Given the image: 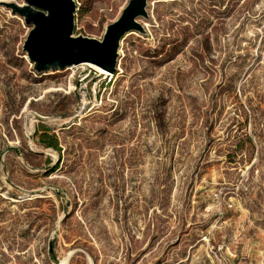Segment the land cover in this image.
Returning a JSON list of instances; mask_svg holds the SVG:
<instances>
[{
	"label": "rangeland",
	"instance_id": "obj_1",
	"mask_svg": "<svg viewBox=\"0 0 264 264\" xmlns=\"http://www.w3.org/2000/svg\"><path fill=\"white\" fill-rule=\"evenodd\" d=\"M73 1L101 40L129 0ZM2 3L0 264H264V0H148L109 77Z\"/></svg>",
	"mask_w": 264,
	"mask_h": 264
},
{
	"label": "water",
	"instance_id": "obj_2",
	"mask_svg": "<svg viewBox=\"0 0 264 264\" xmlns=\"http://www.w3.org/2000/svg\"><path fill=\"white\" fill-rule=\"evenodd\" d=\"M148 0H129L120 16L106 27L101 40L73 36V0H23L22 5L2 3L31 27L22 47L36 72L63 70L83 63L114 73L122 38L143 32L139 18H147ZM51 252V244H50Z\"/></svg>",
	"mask_w": 264,
	"mask_h": 264
},
{
	"label": "bare ground",
	"instance_id": "obj_3",
	"mask_svg": "<svg viewBox=\"0 0 264 264\" xmlns=\"http://www.w3.org/2000/svg\"><path fill=\"white\" fill-rule=\"evenodd\" d=\"M80 66H86V67H88V68H90L91 70H93L94 72H96L97 74H99L100 76H104V77H109V76H111L112 74L111 73H109L108 71H106V70H103V69H101V68H99V67H97V66H95V65H93V64H90V63H83V64H81ZM72 254L70 253V256H71ZM70 258V257H69ZM69 263V262H68ZM67 263V264H68Z\"/></svg>",
	"mask_w": 264,
	"mask_h": 264
},
{
	"label": "trees",
	"instance_id": "obj_4",
	"mask_svg": "<svg viewBox=\"0 0 264 264\" xmlns=\"http://www.w3.org/2000/svg\"><path fill=\"white\" fill-rule=\"evenodd\" d=\"M44 134H45V133H44ZM44 134H43V135H44ZM44 137H46V136H41V142H42V144H43L45 147L53 148L54 150L58 149L57 142H56V140H55L54 137L49 138L48 141H45V140H44ZM70 253L72 254V252H70ZM70 253H69V254H70ZM68 261H69V259H68L64 264H67ZM89 263H90V262H89ZM60 264H61V263H60ZM68 264H69V263H68ZM90 264H91V263H90Z\"/></svg>",
	"mask_w": 264,
	"mask_h": 264
}]
</instances>
